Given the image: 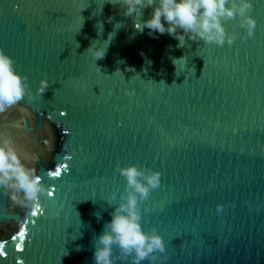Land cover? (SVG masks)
Instances as JSON below:
<instances>
[{
	"label": "water",
	"instance_id": "1",
	"mask_svg": "<svg viewBox=\"0 0 264 264\" xmlns=\"http://www.w3.org/2000/svg\"><path fill=\"white\" fill-rule=\"evenodd\" d=\"M252 3L253 37L231 20V46L178 47L109 0H0V48L33 95L49 80L42 99L0 114V132L50 192L25 209L0 189V264H95L107 200L126 183L117 163L162 173L140 205L144 230L166 243L157 264H264V0ZM112 32L95 61L86 49Z\"/></svg>",
	"mask_w": 264,
	"mask_h": 264
},
{
	"label": "clouds",
	"instance_id": "2",
	"mask_svg": "<svg viewBox=\"0 0 264 264\" xmlns=\"http://www.w3.org/2000/svg\"><path fill=\"white\" fill-rule=\"evenodd\" d=\"M113 5L123 7L121 15L135 17V28L143 32L149 30V35L155 33L172 36L179 41L178 47L185 46L186 37L191 41H201L206 45L215 44L223 47L226 43L231 46L237 40V34L228 32L225 22L238 20L239 27L244 29L240 38H251L255 34L257 21L252 15V0H109ZM152 7L151 17L143 22V9ZM114 17L110 16L108 22ZM97 33H103V24ZM167 25V26H165ZM122 27L118 22L115 28ZM115 32L109 33L106 40H93L86 49L95 61L105 57L108 46ZM79 47V44H77ZM185 57L173 59V63ZM100 70V68L98 67ZM194 72V68L192 69ZM177 75V74H176ZM178 76V75H177ZM163 83V82H161ZM49 88L47 77L41 79L35 91V97L42 99ZM33 91L28 83L27 75L16 70L15 60L0 48V114L19 105L22 101L32 100ZM28 156L17 145L15 139L0 132V189L17 206L25 209H41L40 197L50 195L48 187L37 174L35 167L25 162ZM126 183L124 192H113L107 203L113 208L110 213L111 221L105 223L102 233L94 240L95 264H157L167 259L166 243L155 227L145 231L142 226L140 205L147 200L152 191L160 188L162 173L137 164L120 166L115 169ZM54 173H49V176ZM223 204H217L216 211H224ZM97 218L99 214L97 213Z\"/></svg>",
	"mask_w": 264,
	"mask_h": 264
},
{
	"label": "snow or ice",
	"instance_id": "3",
	"mask_svg": "<svg viewBox=\"0 0 264 264\" xmlns=\"http://www.w3.org/2000/svg\"><path fill=\"white\" fill-rule=\"evenodd\" d=\"M54 175L59 176L60 175V172L59 171H56V172H54ZM23 236H24V232L23 231H20L19 232V237L20 238H23ZM13 239H16V237H13Z\"/></svg>",
	"mask_w": 264,
	"mask_h": 264
}]
</instances>
